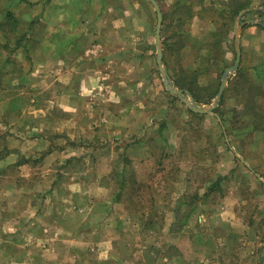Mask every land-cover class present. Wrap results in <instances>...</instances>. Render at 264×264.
<instances>
[{
    "label": "crops",
    "instance_id": "1",
    "mask_svg": "<svg viewBox=\"0 0 264 264\" xmlns=\"http://www.w3.org/2000/svg\"><path fill=\"white\" fill-rule=\"evenodd\" d=\"M186 1L192 3L190 0ZM111 2L112 0H0V28L11 25L13 35L18 34L14 54L19 59L26 60L24 64L28 68H24V76H34V84L29 91L38 92L28 105L32 108L31 115H21L19 118L23 124L27 119L30 123L26 127L12 130V135L7 136V148L0 154V264H116L113 261L118 262L117 253L127 249L126 240L120 239L117 242L120 230H127V227L132 230L135 225H143V222L141 224L133 219L134 214L127 211L124 201L116 202L113 197H101L93 189H89L92 186L101 188L113 184L122 185L126 177L113 175L112 170L105 169L107 166L103 164L101 157L103 153L97 145L101 140L119 139L133 129H138L133 126L136 116L133 104L119 111L121 104L111 102L115 92L108 79L112 71H117L112 68L116 67V61L120 58H124L120 62L127 63L136 56L133 50L136 44L131 33L124 36V39L131 41L130 44L116 34L118 29L130 24H126ZM150 4L155 8L151 1ZM8 12L12 13L11 18L7 17ZM162 12L164 65L166 50L163 36L167 18L165 12ZM123 15H127L126 9L123 10ZM194 16L193 9V16L184 22L185 26L188 24L187 27L190 28ZM259 24L255 25L264 28ZM21 27L26 30H18ZM222 28H225V24L211 31L213 39H216L213 43L219 42ZM192 32L195 33L194 27L183 31L181 40L190 41L194 37ZM3 36V43H6L8 40ZM240 44L241 61L236 74L238 71L240 73L228 81L222 99L225 100L229 93L237 92L243 86V79L248 77L250 88L246 89V95L248 99L253 98L255 101L257 95L250 96L249 92L255 85L264 86V74L259 77L263 66L258 63L254 68H246L242 38ZM146 51L148 53V49ZM230 51L235 63V33L233 49ZM226 52H229L228 49ZM156 54L158 59L157 38ZM212 60L222 73H217L216 77L215 87L219 91L223 73L229 66L224 63L223 54L221 57L213 55ZM165 68L174 81L169 67ZM125 70L130 75L133 68L127 66ZM156 72L165 85L159 65ZM193 73L196 76V72ZM191 88L193 92L183 89L188 90L200 105L196 89ZM41 91H46L45 98L40 95ZM243 93L242 89L239 95L242 97ZM171 95L183 101L178 95ZM259 99L261 101L262 98ZM26 103L20 99L17 104L13 102V105L27 106ZM135 105L138 107V104ZM112 107H115L114 111ZM142 108L145 106L142 105ZM187 108L188 113L195 117H213L224 134H227L229 124L226 123L227 118L221 108L211 113L196 112L188 105ZM252 121L256 120L253 118ZM236 130L238 128L235 127L233 131ZM195 142L198 144L197 148L186 146L183 155L186 154L193 161L195 158L203 160L198 165L212 169L211 160L206 161V147L200 145V140L196 139ZM153 154L151 152L149 155ZM234 156L240 157L237 152ZM232 167L234 166L229 169ZM109 168L113 169L111 166ZM103 171L107 172L102 173ZM201 186H208V193L188 201L195 206L202 202L204 205L209 203V207L198 212L192 208L187 211L186 218L189 219L190 215L193 218L190 219V227L205 230L203 233L188 232L189 236L202 234L204 238L194 237L188 244H177L190 264H199V260L210 263L213 250H209L208 243L211 236L216 239L212 230L215 217L219 224L223 222L237 226L236 215L227 213L221 206L214 208V201L209 196L214 183L205 180ZM173 202L179 204L180 210L183 206L180 204L185 200L179 196ZM113 204L117 206L116 209ZM173 209L177 216L179 213L176 208ZM228 219L230 221L225 222ZM170 229L174 235H180L178 229ZM184 233L185 230L181 234ZM130 246L131 242L128 249ZM91 249L97 252L96 255H83ZM187 250L189 253L185 254ZM211 264H217L215 258H212Z\"/></svg>",
    "mask_w": 264,
    "mask_h": 264
},
{
    "label": "rangeland",
    "instance_id": "2",
    "mask_svg": "<svg viewBox=\"0 0 264 264\" xmlns=\"http://www.w3.org/2000/svg\"><path fill=\"white\" fill-rule=\"evenodd\" d=\"M190 1L195 11L190 28L194 27L195 33L192 32L194 37L190 41H182L181 34L190 28L187 27L188 24L180 26L179 17L182 13L179 0H159L167 18L163 36L166 50L164 66L169 67L174 79L180 78L196 89L200 105L210 106L218 93L215 87L217 73L222 74L214 64L212 56L221 57L223 54L224 63L227 66L233 65L234 55L230 50L233 49L239 14L245 9L234 16L232 7L242 0ZM262 2L264 0H253V4L247 8H260ZM111 3L126 24H130L118 29L116 34L130 44L131 41L124 39V36L131 33L136 44L133 49L136 56L127 63L124 62L125 64L120 62L124 58H120L116 61V67L112 68L117 71H112L108 79L115 92L111 102L121 104L119 111L132 103L136 112L133 126L138 129H133L125 137L101 140L98 145L96 143L103 153L101 157L103 164L107 166L105 169L112 170L113 175L125 176L126 179L122 185L113 184L101 188L92 186L89 189H93L101 197H113L116 202L124 201L127 211L134 214L133 219L141 224L143 222V225H135L132 230L128 227L127 230H120L117 242L120 239L126 240L127 249L118 252V262H113L190 264L177 244L185 245L194 237L199 239L202 236H189L188 232L205 231L201 227H190L189 222L193 218L190 215L187 219L186 215L192 208L198 212L209 207V203L204 205L202 202L195 206L188 201L208 193V186H201L206 180L214 183L209 194L214 201V208L221 206L227 213L237 216L235 227L230 223L219 224L217 217L214 218L212 230L216 239L211 236L208 243L209 250H213L209 264L212 258L216 259L217 264H264V86H253L249 95H257L256 99H248L246 89L250 87L247 77L243 79V86L237 92L229 93L225 100H220L216 109L221 108L226 115V123L229 124L226 136L213 117L198 118L189 114L187 105L171 95L160 74L156 72L158 64L155 30L158 18L150 1L112 0ZM125 9L127 15H123ZM257 10L251 9L244 13L240 21L262 19L264 24V12ZM223 24L225 28H222L219 42L213 43L216 39H213L211 31ZM255 24L258 23L246 24L240 38L244 45L246 68H254L260 63L263 69L259 77H262L264 28ZM18 30L26 28L21 27ZM13 34L11 25L0 28V154L7 148V136L12 135V130L26 127L30 123L27 119L23 124L19 118L21 115H31L32 108L28 105L38 93L29 91L34 84V76H24V68H28V65L24 64L26 60L19 59L14 54L18 34ZM3 35L8 40L6 43H3ZM227 49L229 52H226ZM127 66L133 68L134 72L130 75L126 73ZM236 75L235 72L229 80H233ZM174 85L176 86L175 82ZM242 89L244 93L241 97L239 94ZM45 94L46 91L40 93L43 98L46 97ZM259 97L262 98L261 101ZM20 99L27 102V106L13 105V102L17 104ZM114 108L112 107L113 111ZM253 118L255 122L252 121ZM235 127L238 130L233 131ZM196 139L200 140L201 146L206 147V161L211 160L212 169L198 165L203 160L195 158V162L186 154L183 155L186 146L197 148ZM151 152L154 154L150 156ZM236 152L240 157L234 156ZM231 166L234 167L229 169ZM104 172L107 171L102 173ZM179 196L185 200L180 204L184 206L181 207L182 210L180 208L181 211L178 210L179 204L173 202ZM116 208L117 206L114 209ZM173 208L179 213L177 216ZM227 221L230 219L225 222ZM170 228L178 229L180 235H174ZM183 230L186 233L181 234ZM129 242L131 246L128 249ZM96 253L91 249L83 255L93 257ZM188 253L187 250L185 254ZM199 264L207 263L199 260Z\"/></svg>",
    "mask_w": 264,
    "mask_h": 264
},
{
    "label": "water",
    "instance_id": "3",
    "mask_svg": "<svg viewBox=\"0 0 264 264\" xmlns=\"http://www.w3.org/2000/svg\"><path fill=\"white\" fill-rule=\"evenodd\" d=\"M150 1L153 3V5L155 6L156 11H157V17H158L157 26H156V38H157V42H158V59H157V61H158L159 68L162 71V74L164 76V82H165V86H166L167 90L178 95L184 102H186V104L188 105V107L190 109H192L196 112H199V113H211V112H213L216 109V107L219 105L220 100L222 99L223 92L226 88V85L229 81V78L232 76V74H235V72H237V70L239 69V65H240V61H241L240 33L242 31V28L247 23H250V22L262 23V19H248L245 21H240L243 14L248 12L251 9H245L239 14L237 25L235 27V48H236L235 63L233 65L229 66L224 71L219 91H218L216 97L214 98L213 103L210 106H201L198 104L196 99L193 97V95L188 90L183 89V88H178L174 85L172 78L170 77L169 73L167 72L166 68L163 65V47H162V42H161V28H162V23H163V12H162V9H161V6H160L158 0H150ZM263 8L264 7L252 8V9L264 10Z\"/></svg>",
    "mask_w": 264,
    "mask_h": 264
},
{
    "label": "trees",
    "instance_id": "4",
    "mask_svg": "<svg viewBox=\"0 0 264 264\" xmlns=\"http://www.w3.org/2000/svg\"><path fill=\"white\" fill-rule=\"evenodd\" d=\"M187 2L188 1H186V0H180L179 1V3H181L179 5V7H180V13H182V16L179 17L180 26L181 25H184V22L186 20H189L193 16V9H194L193 8V4L192 3L189 4ZM250 5H251V0H242V1H238L237 3H235L234 6L232 7V12H233L234 16L237 15L242 9H245V8L249 7ZM261 5L264 6V3H262ZM257 12L263 13L264 10L259 9V10H257ZM11 15H12V13L11 12H8L7 17L11 18ZM263 25H264L263 23H260L259 24V26H263ZM182 28H183V26H182ZM239 73L240 72L238 71L237 75H239ZM173 79H174V77H173ZM174 81H175V83H176V85L178 87H180V88H186L189 91L193 92L191 86H188L180 78H176V79H174Z\"/></svg>",
    "mask_w": 264,
    "mask_h": 264
}]
</instances>
